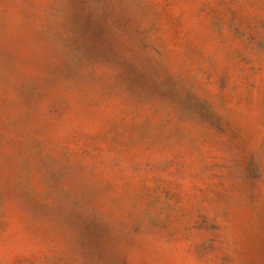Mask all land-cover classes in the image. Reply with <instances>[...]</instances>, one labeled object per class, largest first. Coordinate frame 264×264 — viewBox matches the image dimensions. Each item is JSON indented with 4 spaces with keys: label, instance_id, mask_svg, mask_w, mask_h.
<instances>
[{
    "label": "rangeland",
    "instance_id": "obj_1",
    "mask_svg": "<svg viewBox=\"0 0 264 264\" xmlns=\"http://www.w3.org/2000/svg\"><path fill=\"white\" fill-rule=\"evenodd\" d=\"M0 264H264V0H0Z\"/></svg>",
    "mask_w": 264,
    "mask_h": 264
}]
</instances>
